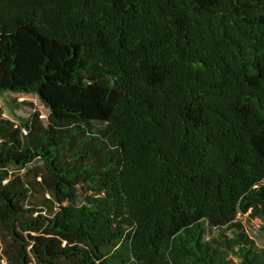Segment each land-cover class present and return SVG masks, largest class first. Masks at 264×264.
<instances>
[{"label": "trees", "instance_id": "obj_1", "mask_svg": "<svg viewBox=\"0 0 264 264\" xmlns=\"http://www.w3.org/2000/svg\"><path fill=\"white\" fill-rule=\"evenodd\" d=\"M6 93L0 264H264V0H0Z\"/></svg>", "mask_w": 264, "mask_h": 264}, {"label": "rangeland", "instance_id": "obj_2", "mask_svg": "<svg viewBox=\"0 0 264 264\" xmlns=\"http://www.w3.org/2000/svg\"><path fill=\"white\" fill-rule=\"evenodd\" d=\"M0 111L4 117L13 121H19L20 118H29L34 113H39L42 118H46L48 114L45 106L35 95L14 93L0 94ZM30 167L31 169H36V167L43 168L40 163L39 165L34 163Z\"/></svg>", "mask_w": 264, "mask_h": 264}]
</instances>
